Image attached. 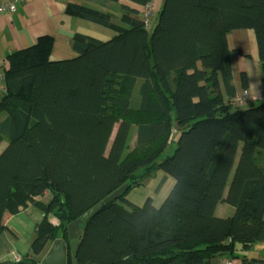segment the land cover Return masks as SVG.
Returning <instances> with one entry per match:
<instances>
[{
  "label": "trees",
  "instance_id": "obj_1",
  "mask_svg": "<svg viewBox=\"0 0 264 264\" xmlns=\"http://www.w3.org/2000/svg\"><path fill=\"white\" fill-rule=\"evenodd\" d=\"M122 8L124 26L67 4L68 15L116 31L109 40L75 33L74 58L51 59L50 35L7 56L0 238L10 230L5 214L34 206L44 216L30 255L0 264H40L57 239L66 264H217L264 242V102L236 103L227 40L255 31L264 84V0H163L151 34L138 8ZM175 127L177 146L161 159ZM155 170L174 180L163 203L130 201ZM125 184L83 225L72 254L67 226ZM221 202L235 208L231 216L216 214Z\"/></svg>",
  "mask_w": 264,
  "mask_h": 264
},
{
  "label": "crops",
  "instance_id": "obj_2",
  "mask_svg": "<svg viewBox=\"0 0 264 264\" xmlns=\"http://www.w3.org/2000/svg\"><path fill=\"white\" fill-rule=\"evenodd\" d=\"M2 1H10L15 5L14 12L0 13V74L3 75L7 67L8 54L33 45L42 35H50L54 38L51 59L65 60L78 55L72 46L75 33H82L100 40H109L116 34V31L111 28L68 15L66 13L68 3L88 5L111 13L113 15V22L121 26H124L122 22V16L125 13L122 8L123 5L138 8L140 10L139 18H142L141 15L144 8L128 0L105 4L92 0H0V2ZM227 40L229 48L232 51L231 65L233 82L236 87V98L241 97L245 91H248L249 98L242 107L264 102V84L262 82L261 61L255 31L251 28L233 30L228 33ZM237 50L241 51L238 52ZM242 74H245L247 77V87L243 86ZM222 90L224 92L223 86ZM131 137L135 141L136 127H133ZM173 184L174 180L170 176L164 173L156 174V172H153L144 179L141 186L130 190L127 198L135 203L134 197L136 195L134 194L136 190L146 188V196L152 199L154 205L159 206L165 200ZM140 197L138 196L136 199ZM30 211L31 206L16 215L5 214V223L9 225L10 230L6 231L0 238V263L12 261L11 256L15 252L22 254L12 248V238L20 242V232L23 235L28 233L32 227L35 230L36 224L44 216V213L41 211L39 220H30ZM234 211L235 208L226 202L219 203L216 208V214L220 217L231 216ZM51 220L53 223L55 222L54 217H51ZM51 245L52 243L43 252L41 258L47 253ZM30 251V248H28L25 252L26 254L22 255H30ZM239 254V258L232 259L224 256L217 258L216 262L217 264H224V260L230 259L243 264L242 258L246 257L249 260L258 261L257 264H264V242L256 243L249 250L240 251Z\"/></svg>",
  "mask_w": 264,
  "mask_h": 264
},
{
  "label": "water",
  "instance_id": "obj_3",
  "mask_svg": "<svg viewBox=\"0 0 264 264\" xmlns=\"http://www.w3.org/2000/svg\"><path fill=\"white\" fill-rule=\"evenodd\" d=\"M128 189V184L123 185L115 192L107 196L103 201L92 207L80 218L67 226L69 238L71 240L72 254H75L78 245V237L83 229V225L92 218L106 204L116 199L120 194ZM40 264H66V243L63 239L55 240L47 253L41 258Z\"/></svg>",
  "mask_w": 264,
  "mask_h": 264
},
{
  "label": "rangeland",
  "instance_id": "obj_4",
  "mask_svg": "<svg viewBox=\"0 0 264 264\" xmlns=\"http://www.w3.org/2000/svg\"><path fill=\"white\" fill-rule=\"evenodd\" d=\"M162 3H163V0H159V2H158V7H157V9L154 11V16H153V19H152V27L149 29V33L151 34L152 33V31H153V29H154V27H155V25H156V23H157V21H158V16H159V9H160V7H161V5H162ZM140 16V15H139ZM141 17H143V15H141ZM141 83H142V80H139L138 81V84H137V87H136V94H138V92H139V87H140V85H141ZM179 135H180V133H179V130H178V128L177 127H175V129H174V133H173V139H172V141L170 142V144L168 145V147L166 148V150L164 151V153L162 154V156H161V159H164V158H166L167 156H169V155H171L173 152H174V150H175V148H176V146H177V141H178V138H179ZM134 141H133V138H132V141H131V146L134 144L133 143ZM6 146V142H3L2 144H1V146H0V152L3 150V148ZM156 172V174H161V173H164L162 170H156L155 171ZM165 174V173H164ZM165 175H167V174H165ZM168 176V175H167ZM146 193H147V190H146V188L144 189H138V190H136V192H135V194L134 195H136L135 197H134V199L136 200L135 201V204H138V205H142L144 202H145V200L148 198L147 196H146ZM138 196H141L140 198H138V199H136ZM144 196H146L145 197V199L143 200V201H141L140 202V200L142 199V198H144ZM44 199L46 200V197H44ZM31 213H30V216H29V219L30 220H39V215L41 214V210L40 209H38V208H36V207H34V206H31V211H30ZM26 213V212H25ZM55 218V217H54ZM55 222L54 223H58V220L55 218V220H54ZM20 242H18V241H16V240H14V238H12V248L14 249V250H16V251H19V252H21L22 254H26L25 252L28 250V248H30V242H32L33 241V239L36 237V233H35V230H34V228L32 227V229H29V232L28 233H26V234H23L22 235V233L20 232ZM31 236V237H30ZM29 238H32V239H29ZM50 246V244H48L47 245V247H49ZM0 249H1V247H0ZM14 255L15 254H18V255H21V257L23 258L24 256L22 255V254H20V253H13ZM12 254V255H13Z\"/></svg>",
  "mask_w": 264,
  "mask_h": 264
},
{
  "label": "built area",
  "instance_id": "obj_5",
  "mask_svg": "<svg viewBox=\"0 0 264 264\" xmlns=\"http://www.w3.org/2000/svg\"><path fill=\"white\" fill-rule=\"evenodd\" d=\"M159 0H152L150 3H148L142 11V19L145 23V26L150 29L152 27V19L154 16V11L158 7ZM15 11V5L13 2L10 1H2L0 2V13H12ZM5 76L3 74H0V93H3L6 91V85H5ZM249 98V92L245 91L244 94L241 97L236 98V103L239 106H244L246 104V100ZM11 259L13 262H19L22 260L21 255L13 254L11 256ZM224 264H241V262H236L234 260H224Z\"/></svg>",
  "mask_w": 264,
  "mask_h": 264
}]
</instances>
